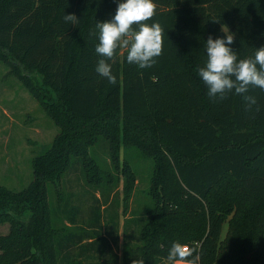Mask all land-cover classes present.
Here are the masks:
<instances>
[{
  "label": "trees",
  "instance_id": "trees-1",
  "mask_svg": "<svg viewBox=\"0 0 264 264\" xmlns=\"http://www.w3.org/2000/svg\"><path fill=\"white\" fill-rule=\"evenodd\" d=\"M120 2L0 0V62L59 128L32 161L26 188L0 186V223L10 226L0 237V264H158L174 242L192 250V264H264V91L249 87L245 95L257 101L251 109L234 92L213 100L197 74L207 61V39L225 38L223 30L233 34L229 47L238 59L264 46V0H153L155 15L147 23L163 29L162 54L140 69L118 48L106 61L117 78L112 85L96 71L103 58L95 52L96 23L111 21ZM69 14L76 25L64 21ZM28 74L40 78L55 103L42 99ZM99 138L107 142L110 170L88 154ZM121 148L151 160V204L140 246L125 244L121 259L110 254L105 261L110 243L103 223L114 226L111 236L118 228L114 218L104 222L106 200L119 176L123 203L137 181ZM71 158L83 168L86 185L100 193L91 196L88 221L80 225L74 196L59 190ZM50 184L60 201L54 215ZM12 211H29V221H17Z\"/></svg>",
  "mask_w": 264,
  "mask_h": 264
},
{
  "label": "rangeland",
  "instance_id": "rangeland-1",
  "mask_svg": "<svg viewBox=\"0 0 264 264\" xmlns=\"http://www.w3.org/2000/svg\"><path fill=\"white\" fill-rule=\"evenodd\" d=\"M28 75L32 78L34 86L40 90L42 99L55 103V96L41 85L40 78L36 74ZM58 133L59 128L46 114L40 102L25 89L11 68L0 62V186L12 192L26 188L32 180V161L46 152ZM107 153V142L104 138H99L88 149L89 156L104 170L112 169ZM120 158L128 160L137 174V181L130 199L123 203V179L119 176L118 184L106 200L104 222L114 218L118 228L116 235L111 236L109 234L114 226L103 223L101 233L110 243L105 256L101 258L105 261L110 254H117L121 259L125 244L131 248L140 246V229L151 204L146 194L152 167L151 160L132 148H121ZM113 174L118 176L114 171ZM57 189L58 187L53 184L47 186V200L52 215L58 213V205H60L56 196ZM61 189L66 196L71 194L74 196L71 203L80 209L76 217L77 223L79 225L87 223L92 205L91 196H100V193L86 185L83 168L76 158H71L69 170L61 178L60 192ZM101 201H103L102 197ZM10 213L19 222L29 221V211ZM9 232V222L0 223V237H6ZM226 232L225 224L222 238L225 237ZM119 264H121L120 260ZM158 264H171V262L160 259Z\"/></svg>",
  "mask_w": 264,
  "mask_h": 264
},
{
  "label": "clouds",
  "instance_id": "clouds-1",
  "mask_svg": "<svg viewBox=\"0 0 264 264\" xmlns=\"http://www.w3.org/2000/svg\"><path fill=\"white\" fill-rule=\"evenodd\" d=\"M155 15L153 0H123L118 3L116 13L111 21L96 23L99 43L95 52L103 57L98 61L97 73L115 85L117 78L111 71V64L106 61L115 57L118 48L127 49L126 59L140 69L150 68L156 58L162 54L163 29L159 23L149 21ZM64 21L76 25L79 21L75 14L64 15ZM225 38L213 39L205 43L207 61L198 69V76L208 87L210 99L224 100L227 93L234 92L243 96L249 109L257 103L254 96L245 95L249 87H258L264 91V46L255 51L253 57L238 59L229 45L234 43L233 34L225 31ZM192 250L179 242H174L167 255L171 264H192L189 259ZM133 264H144L134 261Z\"/></svg>",
  "mask_w": 264,
  "mask_h": 264
}]
</instances>
